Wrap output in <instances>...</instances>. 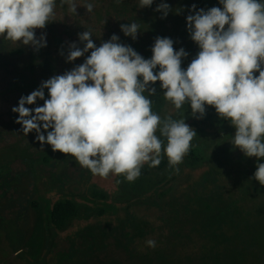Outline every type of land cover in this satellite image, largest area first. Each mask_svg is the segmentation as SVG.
I'll return each mask as SVG.
<instances>
[{
    "label": "clouds",
    "instance_id": "1",
    "mask_svg": "<svg viewBox=\"0 0 264 264\" xmlns=\"http://www.w3.org/2000/svg\"><path fill=\"white\" fill-rule=\"evenodd\" d=\"M63 2L76 13L73 0ZM153 2L139 0V7ZM219 2L222 9L197 11L193 5L195 14L186 18L191 39L200 49L186 69L181 65L188 53L183 48L176 51L170 38L157 37L151 59H145L119 43L115 34L97 47L92 32L84 31L79 34L84 47L70 44L67 62L89 51L90 55L22 96L12 108L18 113L15 122L26 136L34 131L41 145L71 155L92 174L123 175L133 182L145 164L161 163L162 150L170 166L182 163L197 135L185 119L162 120L152 112L150 97L156 89L150 85L159 81L165 99L176 110L187 103L192 117L202 119L206 106L213 107L235 128L234 148L248 158L264 159V0ZM55 7V0H0V37L37 51L46 47L45 35L37 38L35 30L45 29L55 19ZM84 7L93 11L91 3ZM156 11L165 18L170 7L162 2ZM121 31L135 40L139 25L122 24ZM37 100L44 101L43 106L26 107ZM157 131L166 138V146ZM256 167L253 179L264 186V163ZM146 244L156 247L152 239Z\"/></svg>",
    "mask_w": 264,
    "mask_h": 264
},
{
    "label": "rangeland",
    "instance_id": "2",
    "mask_svg": "<svg viewBox=\"0 0 264 264\" xmlns=\"http://www.w3.org/2000/svg\"><path fill=\"white\" fill-rule=\"evenodd\" d=\"M189 5L186 18L195 14L193 5L197 11L222 9L219 0ZM181 48L188 53L181 65L186 69L200 49L183 44L175 50ZM150 87L160 93L159 81ZM154 113L162 120L185 119L197 135L182 163L170 166L162 150L161 163L145 164L133 182L94 175L48 144L40 148L47 164L28 176L23 163L0 162V264H244L250 250L264 264V186L253 179L257 163L264 162H250L234 148L235 128L213 107L196 119L187 103L176 110L164 97ZM10 138L3 134L0 141L5 145ZM4 145L1 157L10 155ZM43 199L71 200L77 210L53 240L44 225ZM149 239L155 248L147 246Z\"/></svg>",
    "mask_w": 264,
    "mask_h": 264
},
{
    "label": "trees",
    "instance_id": "3",
    "mask_svg": "<svg viewBox=\"0 0 264 264\" xmlns=\"http://www.w3.org/2000/svg\"><path fill=\"white\" fill-rule=\"evenodd\" d=\"M55 2V19L50 21L45 29L35 30L37 38L45 35L46 47L37 51L31 46H24L0 37V139H3V134L11 136L10 142L6 141L5 145L0 141L1 147L4 145L10 150L9 156H0V162L5 159L7 165L13 162L23 163L26 168L23 176H28L30 171L36 172L37 167L43 168L42 165H46L47 161L41 159L40 148L43 145L36 140V133L33 131L27 136L23 133L22 125L15 122L18 113H13L12 108L18 106L22 96L26 97L37 90L42 81L62 75L85 61L90 51L74 62H67L70 44L76 43L81 49L84 47L79 40V34L86 30L91 31L93 35L91 39L97 47L109 41L115 34L119 37V43L132 47L145 59H151V49L157 37L172 39L174 49L183 44L197 45L186 33L185 13L190 8V0H154L150 7L144 8L139 7V0H73L77 6L76 13L71 12L69 5L63 0H55ZM162 2L170 7L165 18H162L161 12L156 11ZM88 3L93 4L91 13H88L84 7ZM133 22L139 25L135 40L126 37L121 31L122 24ZM161 92L162 89L160 93L156 92L157 100L153 96L150 97L153 102V113L164 98ZM48 98V90L45 89V99ZM43 103L44 101L37 100L35 105H26V107L43 106ZM163 140L167 143L166 138ZM249 160L258 161L255 157ZM259 161L264 162V159ZM20 175L14 178L20 181ZM13 188L15 190L17 187ZM42 201L44 225L53 240L56 231L60 230L67 221L76 218L77 210L71 200L53 203L48 199ZM83 201L93 205L90 199L83 198ZM14 214L19 216L17 212ZM243 262L260 264L251 250L243 255Z\"/></svg>",
    "mask_w": 264,
    "mask_h": 264
}]
</instances>
